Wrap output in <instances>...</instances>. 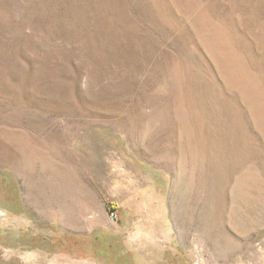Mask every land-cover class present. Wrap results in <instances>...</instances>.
<instances>
[{
  "label": "rangeland",
  "instance_id": "obj_1",
  "mask_svg": "<svg viewBox=\"0 0 264 264\" xmlns=\"http://www.w3.org/2000/svg\"><path fill=\"white\" fill-rule=\"evenodd\" d=\"M0 264H264V0H0Z\"/></svg>",
  "mask_w": 264,
  "mask_h": 264
},
{
  "label": "trees",
  "instance_id": "obj_2",
  "mask_svg": "<svg viewBox=\"0 0 264 264\" xmlns=\"http://www.w3.org/2000/svg\"><path fill=\"white\" fill-rule=\"evenodd\" d=\"M111 207H112V209H115V207H114L113 205H111ZM98 239H99L98 236L94 237L93 243L98 242V241H99ZM115 244H116V242H115ZM111 250H112V249H111ZM112 252H113V250H112ZM130 259H131V256L126 257V260H127V261L130 260ZM131 260H132V259H131Z\"/></svg>",
  "mask_w": 264,
  "mask_h": 264
}]
</instances>
